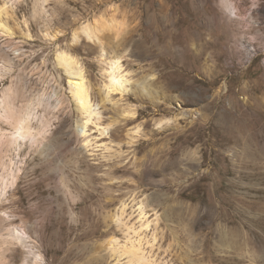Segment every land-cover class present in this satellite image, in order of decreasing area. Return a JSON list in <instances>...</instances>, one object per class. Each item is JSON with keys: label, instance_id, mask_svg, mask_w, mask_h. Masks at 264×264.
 <instances>
[{"label": "rangeland", "instance_id": "rangeland-1", "mask_svg": "<svg viewBox=\"0 0 264 264\" xmlns=\"http://www.w3.org/2000/svg\"><path fill=\"white\" fill-rule=\"evenodd\" d=\"M224 1L0 0V101L14 85L46 130L0 145V264L33 263L3 240L15 225L42 264H135L112 239L154 264H264V0ZM63 50L85 74L87 125ZM114 56L128 80L108 95Z\"/></svg>", "mask_w": 264, "mask_h": 264}, {"label": "bare ground", "instance_id": "bare-ground-1", "mask_svg": "<svg viewBox=\"0 0 264 264\" xmlns=\"http://www.w3.org/2000/svg\"><path fill=\"white\" fill-rule=\"evenodd\" d=\"M224 2H225V6L227 9L233 10V11L237 9L236 5H234L232 0H225ZM253 4L255 5V3ZM236 14L237 16L242 18L244 21H246L247 24L248 22L251 21V20L249 21V19L253 17L252 15L250 16V14L248 16L247 13H242V12L241 13L236 12ZM82 29L85 30L87 29V27H82ZM0 30L2 31V33L4 32L7 34H10L11 29L8 26H6L5 23L3 24L2 21H0ZM56 62L67 73L70 93L72 95V98L76 102V106L78 110L84 113L85 115L86 114L89 115V118L84 122V124L87 125V123L91 120L90 115L92 114V104H91V99H90L89 87L87 86V83H86V78H85L83 68L79 65L78 60L72 54L64 50L57 53ZM108 63H109V68L107 69V72L109 75V80H108V83H106L105 87L107 90V94L109 95L112 91L125 90L124 83L128 79L127 77H125L126 75L122 73V64H121L119 56H114L113 58L109 60ZM16 90L17 88L12 84L7 86L3 90L2 99L0 101V118L2 120H5L12 128V130L8 133L2 132L1 131L2 129L0 128V145L2 146V150L3 149L8 150L14 145L20 143L21 141H25L27 139L33 142L40 143L45 138V132H46L45 128L35 129L32 125V120L34 118L35 111L31 108H28V109L19 108L14 103V98L17 92ZM46 124L48 123L46 120H44V126ZM0 163H1L0 165H3L6 168L7 164L4 160H0ZM9 173L8 175L11 174ZM8 175L7 177H6V174L4 173L0 175V200L4 196L3 191L6 192L8 190L7 188L9 187L8 181L10 177H8ZM15 175L12 173L13 179H16ZM13 179H12V182H13ZM140 207H141V214H142L144 213V208L143 206H140ZM124 210H125V207H123L122 214L117 216V221L120 224H125L122 218ZM7 233H9L8 236L3 238V240L6 243L15 244V243L21 242L25 245H28L29 252L31 254V259L33 261L32 264H42L43 254L38 250L37 248L38 246L35 244L36 242L30 243V240H31L30 236L27 234L25 230L21 229V227H19L18 225H15L11 227L9 229V232ZM110 242H113V244L111 245V250L119 254L120 257L121 256L123 257L125 255L130 262L135 263V264H154V261H152L153 258L151 260L149 258V255L146 254L147 251L145 252V250L142 248L141 241L140 243L138 241L137 244L134 241H132L130 245H124L122 247H119V245H117L118 244L117 240L112 239ZM37 257H39V259H37ZM28 261L29 260H26L23 264H29ZM1 262H2V259H1Z\"/></svg>", "mask_w": 264, "mask_h": 264}, {"label": "snow or ice", "instance_id": "snow-or-ice-1", "mask_svg": "<svg viewBox=\"0 0 264 264\" xmlns=\"http://www.w3.org/2000/svg\"><path fill=\"white\" fill-rule=\"evenodd\" d=\"M18 134V133H17ZM37 259H39V257H37Z\"/></svg>", "mask_w": 264, "mask_h": 264}]
</instances>
